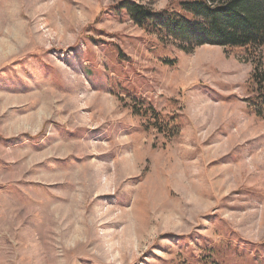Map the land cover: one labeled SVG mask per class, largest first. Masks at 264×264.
Instances as JSON below:
<instances>
[{"label":"rangeland","instance_id":"rangeland-1","mask_svg":"<svg viewBox=\"0 0 264 264\" xmlns=\"http://www.w3.org/2000/svg\"><path fill=\"white\" fill-rule=\"evenodd\" d=\"M123 1L0 0V264H264L252 57L185 52Z\"/></svg>","mask_w":264,"mask_h":264},{"label":"trees","instance_id":"trees-1","mask_svg":"<svg viewBox=\"0 0 264 264\" xmlns=\"http://www.w3.org/2000/svg\"><path fill=\"white\" fill-rule=\"evenodd\" d=\"M140 1L146 0H124L117 8L125 11L137 26L178 43L185 52L206 44L246 49L255 66L250 79L254 96L249 102L253 113L264 117V71L260 53L264 49V0H186L179 4V9L160 12ZM136 114L147 119L148 125L160 133L166 129L178 131L177 122H164L152 106L141 108Z\"/></svg>","mask_w":264,"mask_h":264}]
</instances>
